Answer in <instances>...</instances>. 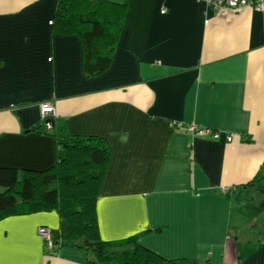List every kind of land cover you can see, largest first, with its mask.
Segmentation results:
<instances>
[{"label": "crops", "instance_id": "obj_1", "mask_svg": "<svg viewBox=\"0 0 264 264\" xmlns=\"http://www.w3.org/2000/svg\"><path fill=\"white\" fill-rule=\"evenodd\" d=\"M101 1L125 11L114 40L93 41L96 52L112 49L110 68L89 76L79 30L54 25L59 0H0V168L44 171L70 137L103 138L100 241L136 238L168 261L264 264V205L243 196L246 185L264 184V11ZM46 101L56 110L49 133ZM42 226L57 230L60 217L0 220V264H93L84 248L48 250Z\"/></svg>", "mask_w": 264, "mask_h": 264}, {"label": "trees", "instance_id": "obj_2", "mask_svg": "<svg viewBox=\"0 0 264 264\" xmlns=\"http://www.w3.org/2000/svg\"><path fill=\"white\" fill-rule=\"evenodd\" d=\"M124 11V6L101 0H59L54 25L59 30L63 26L79 30L85 45L83 67L89 76L110 68L112 49L96 52L92 45L98 37H117ZM61 147L60 160L47 170L0 168V220L56 212L60 226L52 230L54 249L90 250L95 254L93 264H193L165 260L139 245L136 238L120 244L100 241L95 206L110 159L109 147L103 138L93 136L70 137ZM243 193L248 201L264 205V184L246 185Z\"/></svg>", "mask_w": 264, "mask_h": 264}, {"label": "built area", "instance_id": "obj_3", "mask_svg": "<svg viewBox=\"0 0 264 264\" xmlns=\"http://www.w3.org/2000/svg\"><path fill=\"white\" fill-rule=\"evenodd\" d=\"M213 9L216 11L220 10H236L241 9L243 7L251 6L256 8L259 11H264V2L260 0H216L211 2ZM162 13H166V10H162ZM56 118V110L54 105L51 102H43L40 105V121L42 122V126L46 133H49L50 130L54 126V120ZM174 128L184 129L188 133L192 135H208L209 133H213L214 139H220L221 134L218 132H213L207 128H201L194 123L182 124V123H174ZM225 139L227 142H231L233 140V135H226ZM230 188H223L224 193H229ZM39 235L46 243V248L48 250L54 249V243L52 241V230L48 227L42 226L38 230Z\"/></svg>", "mask_w": 264, "mask_h": 264}, {"label": "rangeland", "instance_id": "obj_4", "mask_svg": "<svg viewBox=\"0 0 264 264\" xmlns=\"http://www.w3.org/2000/svg\"><path fill=\"white\" fill-rule=\"evenodd\" d=\"M252 239H255L256 238V235H254L253 233H252V237H251Z\"/></svg>", "mask_w": 264, "mask_h": 264}]
</instances>
